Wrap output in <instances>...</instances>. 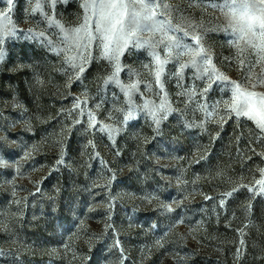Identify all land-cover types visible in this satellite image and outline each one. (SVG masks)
Masks as SVG:
<instances>
[{
	"label": "rangeland",
	"instance_id": "obj_1",
	"mask_svg": "<svg viewBox=\"0 0 264 264\" xmlns=\"http://www.w3.org/2000/svg\"><path fill=\"white\" fill-rule=\"evenodd\" d=\"M0 264H264V0H0Z\"/></svg>",
	"mask_w": 264,
	"mask_h": 264
}]
</instances>
